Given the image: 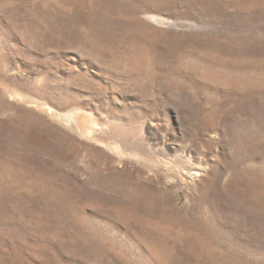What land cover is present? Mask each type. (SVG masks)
Returning <instances> with one entry per match:
<instances>
[{
	"label": "rangeland",
	"instance_id": "rangeland-1",
	"mask_svg": "<svg viewBox=\"0 0 264 264\" xmlns=\"http://www.w3.org/2000/svg\"><path fill=\"white\" fill-rule=\"evenodd\" d=\"M0 264H264V0H0Z\"/></svg>",
	"mask_w": 264,
	"mask_h": 264
},
{
	"label": "bare ground",
	"instance_id": "bare-ground-1",
	"mask_svg": "<svg viewBox=\"0 0 264 264\" xmlns=\"http://www.w3.org/2000/svg\"><path fill=\"white\" fill-rule=\"evenodd\" d=\"M75 119H77L79 121V123L82 125V131L88 132L89 137H92L95 142L98 141V143L100 142L101 144H105L108 145L109 140L106 139L108 137L107 134H109V132H106L105 134L103 132H101L99 129L94 128V125L92 126V124L90 123V121H86L85 120V115L82 114H75L73 116ZM115 134L116 132H118V130H114ZM118 134V133H117ZM116 134V135H117ZM189 169V168H188ZM189 171V170H188Z\"/></svg>",
	"mask_w": 264,
	"mask_h": 264
}]
</instances>
